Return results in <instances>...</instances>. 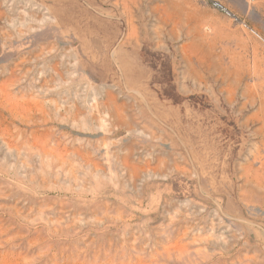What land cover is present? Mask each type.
Segmentation results:
<instances>
[{"label": "rangeland", "instance_id": "1", "mask_svg": "<svg viewBox=\"0 0 264 264\" xmlns=\"http://www.w3.org/2000/svg\"><path fill=\"white\" fill-rule=\"evenodd\" d=\"M0 264H264V0H0Z\"/></svg>", "mask_w": 264, "mask_h": 264}]
</instances>
